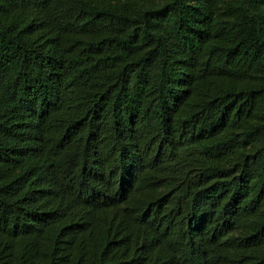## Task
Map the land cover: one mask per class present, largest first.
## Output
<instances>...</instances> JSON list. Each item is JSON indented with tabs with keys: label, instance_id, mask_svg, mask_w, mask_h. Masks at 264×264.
I'll list each match as a JSON object with an SVG mask.
<instances>
[{
	"label": "trees",
	"instance_id": "1",
	"mask_svg": "<svg viewBox=\"0 0 264 264\" xmlns=\"http://www.w3.org/2000/svg\"><path fill=\"white\" fill-rule=\"evenodd\" d=\"M0 264H264V0H0Z\"/></svg>",
	"mask_w": 264,
	"mask_h": 264
}]
</instances>
